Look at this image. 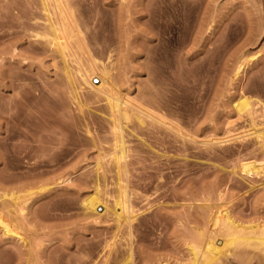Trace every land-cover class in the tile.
<instances>
[{
	"label": "rangeland",
	"instance_id": "1",
	"mask_svg": "<svg viewBox=\"0 0 264 264\" xmlns=\"http://www.w3.org/2000/svg\"><path fill=\"white\" fill-rule=\"evenodd\" d=\"M166 1L0 0V264H264V0Z\"/></svg>",
	"mask_w": 264,
	"mask_h": 264
},
{
	"label": "bare ground",
	"instance_id": "2",
	"mask_svg": "<svg viewBox=\"0 0 264 264\" xmlns=\"http://www.w3.org/2000/svg\"><path fill=\"white\" fill-rule=\"evenodd\" d=\"M166 1V0H165ZM169 3L171 2V3H176L177 4V7H178V11H179V13H178V11H177V13L179 14V16H180V18H178V17H176V18H178V19H183V16H185V14H184V12H185V6H184V4L182 3V1L180 2V0L178 1V0H167ZM166 1V2H167ZM172 4V5H173ZM176 4H174L175 6H176ZM176 13V14H177ZM176 16H178V15H176ZM177 19V20H178ZM177 20H176V22H177ZM181 23V22H180ZM85 70V72H86V69H84ZM241 70H238V72H240ZM85 72H83L84 74H85ZM93 72V71H92ZM97 72V71H96ZM96 72H93L94 74L96 73ZM92 73L90 72L89 73V71L85 74V75H87V76H85L86 78H87V82H89L90 81V79H91V82H89L90 84L93 82L94 83V81H92V76L94 75V74H92ZM98 75H100L99 77L100 78H102V80H100L101 82V84L100 85H94V84H92V86L95 88L96 87V89L98 90V89H102V85L103 86H105L106 85V83H107V80L105 79L106 77H104L105 76V74H104V76L102 75L103 73H97ZM96 74V76H98ZM89 79V80H88ZM106 80V81H105ZM104 83H105V85H104ZM105 88V87H104ZM105 90V89H104ZM103 90V91H104ZM102 91V90H101ZM106 92H108V94L107 95H109L111 92L110 91H107L106 90ZM113 93V92H112ZM112 93L110 94V96L112 95ZM117 97V96H116ZM111 98V97H110ZM114 98V97H113ZM118 98V97H117ZM116 98V102L114 103L115 104V107L117 108V109H120V107L118 106L119 104L117 103L118 102V99ZM111 99H109V101H110ZM119 100H120V98H119ZM112 101V100H111ZM113 102V101H112ZM111 102V103H112ZM110 103V104H111ZM246 104H244V105H242V106H245ZM113 105H111V108H113L112 107ZM247 106V105H246ZM114 107V108H115ZM243 108V107H242ZM114 110V109H113ZM117 111V110H116ZM120 111V110H119ZM118 111V112H119ZM125 114V113H124ZM148 114V113H147ZM264 133H262V134H260V135H263ZM264 136V135H263ZM264 140V139H263ZM116 152V151H115ZM118 157V156H117ZM119 158V157H118ZM121 158H122V156H121ZM120 159V158H119ZM118 159V160H119ZM244 166V168H243V171L246 173V174H254V173H259V171H261V170H259V169H256L254 166H252V164L251 163H246V164H244L243 165ZM88 202V208H91L92 210H95V209H97L98 208V204H99V202H101V199L98 197V196H92V197H89V200L87 201ZM126 203V202H125ZM123 204V203H122ZM124 207L126 208V207H129V206H125L124 205ZM124 208V209H125ZM128 209V208H127ZM127 209H125L126 210V213H127ZM122 211H124L123 209L121 210V212ZM125 212V211H124ZM124 212H122V214H124ZM120 215H121V213H120ZM125 215V214H124ZM124 215H123V218H124ZM125 217H127V216H125ZM120 218H122V217H120ZM129 219V218H128ZM125 220H126V218H125ZM228 220V221H227ZM222 223V222H221ZM225 223V224H224ZM224 223H222V225H223V228H221V229H223L224 231H225V237H224V246H219L218 244H217V239L213 236V235H210V236H208V239H206L207 241H206V245H205V248H203V250H200V251H198L197 249H195L194 251L196 252L195 254H196V256H198L196 259L197 260H201L200 261V264L202 263V264H211L210 262H212V261H219L218 259H221V255L223 254V248L225 247V245H227V243H231V241L232 242H235V243H237V241L239 240L240 241V239L239 238H242L241 239V241L244 239V241L245 240H247L248 238H245L246 237V234H245V236L242 234V233H240L242 236H240L239 237V235H238V237H236L237 236V234H236V228H238L240 225H238L237 223H236V225H234L235 223H234V221L231 219V217H230V215L227 213V219H226V222H224ZM216 224H217V221H216ZM4 227L6 228V234L7 233H9V230H11V228H10V226L7 224V223H5L4 222ZM216 228V227H215ZM240 229V228H239ZM239 229L237 230V233H238V231H239ZM219 230V229H218ZM246 230V229H245ZM263 232V231H262ZM213 233V232H212ZM216 233V232H215ZM264 233V232H263ZM11 234V233H10ZM17 234H19V233H17ZM236 234V235H235ZM20 235V234H19ZM248 236V235H247ZM256 236V235H255ZM260 236V235H259ZM237 238H238V240H237ZM250 239V238H249ZM260 239V238H259ZM261 241L263 242L262 244L264 245V235H263V237H261ZM260 241V242H261ZM239 244H241V242L239 243ZM196 246V245H195ZM194 246V247H195ZM227 247V246H226ZM225 247V248H226ZM226 252V251H225ZM203 261V262H202ZM197 263V262H196Z\"/></svg>",
	"mask_w": 264,
	"mask_h": 264
}]
</instances>
